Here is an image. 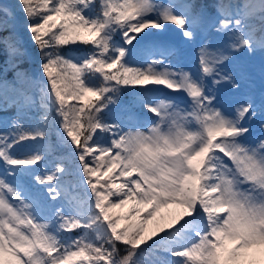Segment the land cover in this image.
<instances>
[{
    "label": "snow or ice",
    "instance_id": "1",
    "mask_svg": "<svg viewBox=\"0 0 264 264\" xmlns=\"http://www.w3.org/2000/svg\"><path fill=\"white\" fill-rule=\"evenodd\" d=\"M0 57V264H264V0L0 3Z\"/></svg>",
    "mask_w": 264,
    "mask_h": 264
},
{
    "label": "rangeland",
    "instance_id": "2",
    "mask_svg": "<svg viewBox=\"0 0 264 264\" xmlns=\"http://www.w3.org/2000/svg\"><path fill=\"white\" fill-rule=\"evenodd\" d=\"M8 2H10L11 4L15 2V0H7ZM21 35L23 37V40L25 42L26 47L28 48L29 51V58L27 60V67L30 71V67L33 66L34 69H32L30 72L35 74V75H39V68H38V64H37V49H36V45L34 43L31 42L27 32H24L21 29ZM155 38L157 39H161V40H170V41H175V42H179L180 41V37L178 35V31L177 32H168V33H163V34H158ZM117 39H119V37H117ZM148 39H152V37H149ZM173 39V40H172ZM173 41V42H174ZM33 47H35L33 49ZM81 51L83 50V46H81V48H76V47H72L71 49L66 48L65 51ZM141 59V63L143 62V59L145 58H140ZM240 59H245L243 56L240 57ZM174 62H178L180 67H183L186 70H191V71H195L196 67H197V54H196V50L195 48H193L190 45H182L181 46V55L178 58V61H174ZM251 63H255V64H259V58H256L254 61H251ZM139 66V65H137ZM13 74V73H12ZM8 80H12L13 76L11 75V77H7ZM257 84H259V77L257 76ZM140 86H136V85H129V86H124L122 93H121V104L122 105H127L133 96V91L138 89ZM150 87H155L157 88L160 92L162 93H167L169 95H175L178 96L181 99L187 100V97L183 94V93H174L171 92L170 90H167L166 88H164V86H150ZM221 97L223 98V92L221 93ZM117 111L115 109V106H113V112ZM134 112L136 114V116L143 121L144 119V112L139 109L136 108L134 109ZM112 112H109L106 114V118H108L109 120L111 119L112 116ZM15 115V108H9L7 110H0V131H4L5 127H4V122L6 120L10 121V118H12ZM149 118L151 119H155V116L153 114H148ZM262 134L261 129L259 128L258 124H253L252 125V132L251 135L248 137L249 142H253L255 141L258 137H260ZM53 139H55L53 137ZM100 139L102 140H107L109 139V137L106 134H101ZM29 147V144H24L21 149H19L18 151H24ZM71 149L68 148L67 146L61 147L58 152L57 155L60 154H64L68 156V162L70 164L71 167V171L73 173H75V175L73 176V180L74 181H79L80 177L78 175V169H77V161L75 156L71 155ZM43 167V166H41ZM3 170H4V166L2 164H0V174H3ZM101 179H105L103 176H101ZM24 182L27 185H31L32 184V179L31 177H25L24 178ZM79 191L81 192V194L85 193V188L83 185L80 186ZM127 205L123 208V209H117L116 211H127ZM150 227H152L151 222H150Z\"/></svg>",
    "mask_w": 264,
    "mask_h": 264
},
{
    "label": "trees",
    "instance_id": "3",
    "mask_svg": "<svg viewBox=\"0 0 264 264\" xmlns=\"http://www.w3.org/2000/svg\"><path fill=\"white\" fill-rule=\"evenodd\" d=\"M34 48H35V47H33V49H34ZM26 63H27V62H26ZM26 63L24 64V67H27V64H26ZM0 64H2V57H0ZM11 75H13L12 72H9L8 75H7V77H11Z\"/></svg>",
    "mask_w": 264,
    "mask_h": 264
},
{
    "label": "water",
    "instance_id": "4",
    "mask_svg": "<svg viewBox=\"0 0 264 264\" xmlns=\"http://www.w3.org/2000/svg\"><path fill=\"white\" fill-rule=\"evenodd\" d=\"M0 3H2V4H9L6 0H0ZM87 190V192H89L90 190H88V189H86Z\"/></svg>",
    "mask_w": 264,
    "mask_h": 264
}]
</instances>
